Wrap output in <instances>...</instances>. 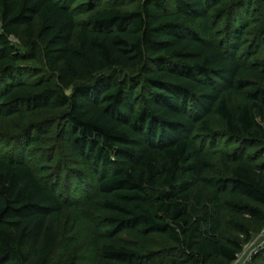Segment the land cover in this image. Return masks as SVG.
Listing matches in <instances>:
<instances>
[{
  "label": "trees",
  "instance_id": "obj_1",
  "mask_svg": "<svg viewBox=\"0 0 264 264\" xmlns=\"http://www.w3.org/2000/svg\"><path fill=\"white\" fill-rule=\"evenodd\" d=\"M232 10L221 0H143L134 11L105 8L80 27L66 0H0V119L64 109V137L89 174L86 197L80 188L63 201L55 183L38 178L27 158L47 136L41 131L25 137L18 156L0 155V264H28L33 258L50 264L54 237L48 222L65 201L102 214L96 243L106 260H238L251 230L235 223L245 241L220 239L221 200L233 199L232 209L263 224L264 163L255 165L237 153L223 159L229 179H209L215 165L205 144L193 139L198 124L214 135L207 119L215 111L231 137L264 150V89L248 90L243 80L264 82V67L245 66L236 45L227 53L211 38L212 26ZM242 29L234 33L235 44L242 41ZM22 31L23 53L14 43ZM259 42L264 45V31ZM32 59L48 74L33 79L20 66ZM117 69L143 73L141 95L134 81L110 73ZM224 92L244 104L231 107ZM200 183L211 189L214 207L204 223L189 207ZM198 202L201 207L203 196ZM122 234L162 236L177 250L157 259L121 240Z\"/></svg>",
  "mask_w": 264,
  "mask_h": 264
},
{
  "label": "rangeland",
  "instance_id": "obj_2",
  "mask_svg": "<svg viewBox=\"0 0 264 264\" xmlns=\"http://www.w3.org/2000/svg\"><path fill=\"white\" fill-rule=\"evenodd\" d=\"M65 2V0H56ZM71 8L75 10L76 21L81 27L86 25L90 18L105 8L118 7L122 11H134L142 5L143 0H66ZM228 8H233L222 17L219 24L212 26L211 38L223 51L229 52L230 48L237 46L239 53L237 57L247 67H264V45L260 46V38L264 31V10L260 0H221ZM236 6V7H235ZM239 10V12L237 11ZM236 11V14H233ZM40 25L37 24L39 30ZM243 28V38L240 44H235L234 33ZM79 32V29L77 33ZM19 52H26V39L22 31L19 39L14 40ZM21 67H27L34 74L32 77L39 79L47 75V68L37 59L27 60L20 63ZM111 74L119 76L122 80L134 81L139 86L138 94L141 95L144 85V77L141 71L117 69ZM31 78V76H30ZM243 80L249 82L248 90L264 89V82L246 76ZM223 100L231 107L243 105L244 101L233 96L229 99L223 93ZM64 109L52 111L47 114H27L25 118L11 116L0 119V155L5 158L18 156V148L25 140V137L35 134L36 131L47 133L44 135L42 144L29 150L27 158L33 164L35 174L43 182L55 183L61 199L68 195L77 196L75 191L83 190V197H86V185L89 184V174L83 159L76 155L66 141L63 132L65 131ZM208 127L214 135L206 132L202 124H198L193 139L198 144H205L204 150L209 154L215 165V170L208 174L212 180L229 179L230 170L223 159L235 154H240L255 164L264 163V150L258 146L250 148L244 141L231 137L226 126L219 115L213 111L208 119ZM214 138V139H213ZM215 143V145L212 144ZM244 145H247L244 147ZM87 173L84 177L79 173ZM82 195V194H81ZM203 196V204L200 207L198 199ZM223 212L220 215L222 230L220 239H240L245 241L235 223H241L250 228L251 242L243 244V250L238 260L233 264H264V223L255 225L251 217L244 210L235 211L229 205L233 199H222ZM83 202V201H81ZM235 202H239L236 200ZM62 211L49 219V225L53 229L54 252L50 264H119L102 258L100 245L96 243V232L103 222L101 213L95 212L92 208L75 207L69 202H63ZM80 204V203H79ZM190 212L195 220L204 223L206 216L214 210L212 203V191L203 184L193 187L191 192ZM197 212H199L197 214ZM124 240L145 253L155 254L157 259L167 258L173 253L176 247L162 236H149L142 238L131 234H122ZM33 258L28 264H36ZM215 264H228L225 260L218 259Z\"/></svg>",
  "mask_w": 264,
  "mask_h": 264
},
{
  "label": "built area",
  "instance_id": "obj_3",
  "mask_svg": "<svg viewBox=\"0 0 264 264\" xmlns=\"http://www.w3.org/2000/svg\"><path fill=\"white\" fill-rule=\"evenodd\" d=\"M0 29H1V20H0Z\"/></svg>",
  "mask_w": 264,
  "mask_h": 264
}]
</instances>
